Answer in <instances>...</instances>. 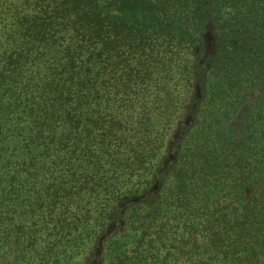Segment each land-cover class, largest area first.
<instances>
[{
  "label": "trees",
  "instance_id": "obj_1",
  "mask_svg": "<svg viewBox=\"0 0 264 264\" xmlns=\"http://www.w3.org/2000/svg\"><path fill=\"white\" fill-rule=\"evenodd\" d=\"M147 61L181 92L136 142L105 90ZM110 189L75 264H106L133 217L169 206L204 226L206 262L264 264V0H0V264L53 256L48 234Z\"/></svg>",
  "mask_w": 264,
  "mask_h": 264
},
{
  "label": "rangeland",
  "instance_id": "obj_2",
  "mask_svg": "<svg viewBox=\"0 0 264 264\" xmlns=\"http://www.w3.org/2000/svg\"><path fill=\"white\" fill-rule=\"evenodd\" d=\"M146 66L144 72L141 67L128 68L129 70L133 69L130 76L127 75L129 70L124 68H115L112 72L109 71L105 90L107 101L103 105L104 110L112 113L111 115L122 113L131 120V134L136 142L142 140L144 133L153 131L154 136L161 133L167 122L161 116L160 100L166 97L164 94L181 92H179V86L174 85L175 81L165 88L162 86L159 88L158 78L161 74L158 69H153L155 67L153 61L148 62ZM142 112H147L156 118V123L152 120L153 127L150 124L143 126L144 122L146 123L148 120L142 121L140 115ZM135 177V175L133 178L122 176L117 180L123 182V190H125L126 186L136 179ZM117 180H114V183ZM125 180H127V184ZM112 193L115 192L111 189L107 190L99 199H94L90 201L89 205L87 204V213L79 212L81 217L65 221L71 233L65 237V240L64 237L53 235L60 233L58 231L48 234L52 237H48L44 244L49 243L52 246L53 256L50 252L44 258L33 252L30 258L31 264H62L68 263V261H71L69 264H75L97 227L96 213L92 207H103L105 204L107 206L111 201ZM217 205L221 208L227 207L225 210L227 216L233 211V205ZM90 208L92 210H89ZM145 214L133 217L131 227L133 240L131 239L125 244L123 252H119L116 256L110 255L106 264H222L221 261L208 263L205 256H201L199 248L206 245V234L204 226L199 221L192 220L180 209L171 206L165 210L161 217L152 220L151 223H145L141 219ZM53 226L54 224L51 223L49 228H54ZM40 246L38 245L39 249Z\"/></svg>",
  "mask_w": 264,
  "mask_h": 264
}]
</instances>
